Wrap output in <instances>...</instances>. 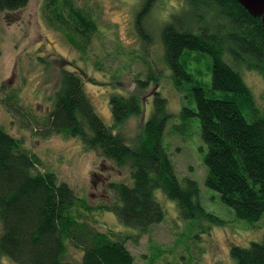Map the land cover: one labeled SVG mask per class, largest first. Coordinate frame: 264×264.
Returning <instances> with one entry per match:
<instances>
[{
    "label": "trees",
    "instance_id": "obj_1",
    "mask_svg": "<svg viewBox=\"0 0 264 264\" xmlns=\"http://www.w3.org/2000/svg\"><path fill=\"white\" fill-rule=\"evenodd\" d=\"M157 1L143 0L135 18L139 36L147 41L151 37L145 25ZM184 2L161 28L162 68L170 72L173 90L174 85H192L196 111L185 107L181 116L198 118L207 147V188L219 193L237 220L253 226L264 217V110L251 87L252 76L264 85L262 19L237 0ZM29 4V0H0V14L16 15ZM98 11L95 3L83 0H42L43 20L71 48L80 43L84 51L99 32ZM202 58L208 64L206 83L191 67ZM58 64L52 109L44 119L31 111L17 90L7 92L5 85L0 86V106L13 122L31 126L38 138H71L117 167H128L131 182L110 183L116 200L94 207L55 172L43 169L46 161L0 126V264L5 259L16 264H135L128 243L136 245L132 239L139 242L167 220L158 190L176 203L188 238H200L213 224H225L204 207L199 183L179 176L165 146L171 115L160 91L166 82L158 72L159 63L151 62L145 77L135 80L134 93L110 95L111 127L86 95L85 80L92 78L63 57ZM153 84L159 89L144 100V91ZM144 115L137 145L127 143L118 127ZM103 214H114L129 232L106 228L97 217ZM71 249L80 257L71 258ZM167 252L154 257L160 260ZM230 255L236 264H264V237L249 247H231ZM190 261L195 264L194 258Z\"/></svg>",
    "mask_w": 264,
    "mask_h": 264
},
{
    "label": "rangeland",
    "instance_id": "obj_2",
    "mask_svg": "<svg viewBox=\"0 0 264 264\" xmlns=\"http://www.w3.org/2000/svg\"><path fill=\"white\" fill-rule=\"evenodd\" d=\"M83 1L95 3L99 7V32L90 43H83L85 51L80 43L79 48H71L62 34L48 26L42 18V0H29V6L16 15L7 17L0 14V86L5 85L7 92L17 90L26 98L31 111L44 119L52 109L53 101L50 97L56 90L58 61L63 57L74 66L77 65L75 68L79 72L84 71L94 80H85L86 95L104 123L111 127L113 120L110 119L109 111L110 95L115 92L123 95L134 93L135 80L145 77L151 62L159 63L163 67L161 28L174 12L183 9L185 2L157 1L146 21L145 26L151 37V41H147L139 36L135 27V18L143 0ZM39 55L43 60H40ZM191 67L202 73L203 82H208V64L205 58L200 63L191 64ZM158 72L166 82L161 83L160 91L168 100L171 115L165 130V146L179 176L190 177L199 183L204 207L225 224H213L200 238H188L186 224L179 218L176 203L158 190L156 197L166 212L167 220L153 227L150 233L143 234L139 242L132 239L136 245L129 242L127 246L135 257V264H191L190 258H194L195 264H236L230 255V248L235 245L249 247L252 242H261L264 237V217L253 226L246 225L236 219L234 212L222 202L219 193L207 188V169L204 163L207 147L201 138L198 118L181 116L185 107L196 111L192 102V85H174L173 90L170 72L165 68ZM252 77L251 87L264 110V85L258 77ZM158 89L154 84L150 86L144 91V100ZM144 120L145 115L139 119H131L118 127L117 133L127 143L136 146ZM0 126L22 140L28 150L41 156L46 161L43 169L55 172L61 181L70 184L94 207L103 203L111 204L116 200L114 192L109 189L110 183L131 182L128 167H117L105 157L99 156L98 152L84 150L82 143L70 140L71 138H38L31 126L25 127L13 122L2 106ZM113 215L103 214L97 217L100 222L107 224L106 228L129 232ZM133 234L136 233L131 235ZM165 252L167 253L160 260L154 257L157 253ZM69 253L71 258L80 257V253L74 249ZM187 255H191L189 261ZM3 264L16 263L5 259Z\"/></svg>",
    "mask_w": 264,
    "mask_h": 264
},
{
    "label": "water",
    "instance_id": "obj_3",
    "mask_svg": "<svg viewBox=\"0 0 264 264\" xmlns=\"http://www.w3.org/2000/svg\"><path fill=\"white\" fill-rule=\"evenodd\" d=\"M252 16L261 18L264 27V0H237Z\"/></svg>",
    "mask_w": 264,
    "mask_h": 264
},
{
    "label": "bare ground",
    "instance_id": "obj_4",
    "mask_svg": "<svg viewBox=\"0 0 264 264\" xmlns=\"http://www.w3.org/2000/svg\"><path fill=\"white\" fill-rule=\"evenodd\" d=\"M99 114V113H98Z\"/></svg>",
    "mask_w": 264,
    "mask_h": 264
}]
</instances>
